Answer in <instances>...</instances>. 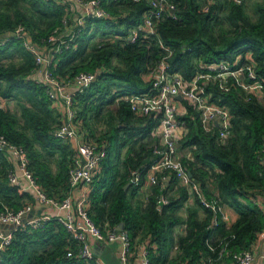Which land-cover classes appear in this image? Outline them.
Masks as SVG:
<instances>
[{
  "label": "trees",
  "instance_id": "16d2710c",
  "mask_svg": "<svg viewBox=\"0 0 264 264\" xmlns=\"http://www.w3.org/2000/svg\"><path fill=\"white\" fill-rule=\"evenodd\" d=\"M169 1L176 5V17H164L158 25L159 38L146 39L142 34L135 40L130 38L150 0H104V6L115 16L113 21L87 17L81 26L71 17L74 38L55 54L51 69L58 79L96 71V79L75 97L76 120L86 134L93 138L89 119L105 114L116 119L110 135L98 139L106 153L89 191L88 213L93 221L101 228L118 227L123 222L134 251L148 240L150 264H233L234 255L254 249L259 233L264 231V209L257 203L264 195V102L238 84L235 77L227 82L228 88L208 82L206 89L212 100L227 105L233 114L232 134L224 141L219 139L217 128L205 129L200 112L192 104L182 102L184 111L178 119L184 122L187 133L180 138L179 147L192 148V157L183 161L202 194L218 200L219 224L212 227L215 212L195 191L194 204L186 209V216L182 214L191 193L174 176L143 191L155 157L154 144L159 142L155 134L158 120L135 117L122 96L143 93L151 87L143 73L166 55L161 42L172 50L167 58L168 70L186 81L206 72L208 64L221 60L232 63L239 55L242 58L233 67L244 66L249 63L246 55L251 53L264 93V0L254 2L255 19L246 10L248 0L241 4L216 0L208 12L200 9L203 0ZM0 4V91L6 100L20 103L22 119L8 104L0 108V136L26 150L28 167L38 183L48 196L63 200L70 191L68 167L76 147L55 134L61 113L46 86L34 77L36 57L25 41L29 39L38 48L48 45L54 49L59 40L49 39L62 32L71 2L0 0ZM18 30L27 33V38L17 36ZM99 34L102 38L92 43ZM2 39L6 40L4 44ZM17 56L18 62L14 60ZM90 113L94 116L88 118ZM123 148L127 150L121 167ZM56 153L58 172L50 163ZM11 166L7 153L0 148V211L4 205L18 211L27 205L23 198H31L20 186L9 183ZM133 170L139 172V185L131 182ZM224 204L239 214L231 227L223 220ZM183 225L185 232L176 235V229ZM174 246L178 253L170 257ZM79 248L68 228L57 216H51L39 227L17 228L0 251V264H98L97 257L80 256Z\"/></svg>",
  "mask_w": 264,
  "mask_h": 264
},
{
  "label": "built area",
  "instance_id": "2783aa9c",
  "mask_svg": "<svg viewBox=\"0 0 264 264\" xmlns=\"http://www.w3.org/2000/svg\"><path fill=\"white\" fill-rule=\"evenodd\" d=\"M65 1H70V6H80L83 12L76 14V16L70 13L64 17V28L60 32L59 37L52 36L49 39V41L53 42L59 40L57 46L54 49H51L48 45L38 48L29 39H26L25 44L36 57L37 69L34 77L46 86L54 106L61 113V122L56 127L55 134L62 139L73 141L76 146V155L68 167L70 191L63 200L48 196L28 167L29 159L26 150L1 135L0 148L7 153L9 161L14 158L17 165L15 167L12 164L8 172V180L10 184L19 186L23 184L24 180L27 181L33 187L40 204L53 206L66 212L57 216V218L79 242L80 256L87 259L97 257L89 242L91 237L104 241L121 240L123 242V251L119 264H150L147 241L140 243L137 250L134 251L131 248L129 233L125 228H101L88 213L90 186L96 169L106 152L104 149L99 148L95 139L83 131V128L80 127V121L78 123V120H76L75 97L78 92L96 79L97 74L96 71H82L73 78L58 79L53 74L51 66L55 54L61 52L64 46L68 47L69 41L74 38V33H72L69 24L71 17H74L77 24L82 26L87 17L113 21L115 16L104 6V0ZM134 1L139 2L141 0ZM215 1L203 0L200 7L201 11L208 12ZM233 1L237 4L243 3V0ZM175 11L176 5L169 0H150V7L144 11L141 21L132 29L130 38L135 40L140 34L146 39L159 38L158 25L165 16L176 17ZM15 34L24 38H27L28 35L23 30H18ZM5 41V39H2L1 44H4ZM161 44L166 51V55L162 56L154 68L144 73L147 76L144 79L151 81V87L143 93L124 94L122 99L129 102L135 117H150V119L153 118L155 121L158 120L155 134L159 133L160 141L154 144L155 157L146 175L147 183L163 184V180L174 176L182 186L195 191L203 204L214 210L215 215L210 226L215 227L219 224L218 212L221 210L218 200H209L202 194L197 180L183 161L184 157H189L183 153L186 148L181 149L179 147L180 138L187 133L184 122L178 119L179 113L184 111L182 102L186 100L192 104L200 112L205 129L213 131L217 128L219 139L224 141L232 134L233 114L227 105L219 104L212 100L211 93L206 89L207 83L213 81L221 88H228L226 87L227 82H229L231 77H235L238 84L264 102L262 80L255 70L256 63L253 61L251 53H248L246 59L249 63L244 66L233 67L239 64L242 58L239 55L232 63L227 60H221L217 63L208 64L205 66L206 72H198L191 80L186 81L180 74L171 73L168 70L167 58L172 54V50L162 42ZM178 95H182V99H179ZM7 104V100L0 91V108H5ZM262 164L264 172V151ZM140 181L141 177L138 170H133L131 182L139 185ZM77 190H80V195L75 201L74 195ZM162 199L163 202H168L167 199L163 197ZM31 210V205H25L18 211H14L4 205V209L0 211V224L15 223L16 227L10 229L7 233L0 228V251L10 243L12 234L17 228L25 227L26 225L36 228L51 217L29 218L28 214ZM24 217L28 218L27 222L22 221ZM234 259L235 262L233 264H254L256 259L254 249L237 253L234 255ZM97 263L104 264L98 257ZM262 264H264V256Z\"/></svg>",
  "mask_w": 264,
  "mask_h": 264
},
{
  "label": "crops",
  "instance_id": "0c3cea01",
  "mask_svg": "<svg viewBox=\"0 0 264 264\" xmlns=\"http://www.w3.org/2000/svg\"><path fill=\"white\" fill-rule=\"evenodd\" d=\"M70 10H71V15H73V16H76V14H80L83 12V9L78 5L77 6H73V5L70 6ZM143 78H147V76L144 73H143ZM156 135L159 137V141H160L159 133H157ZM72 144L75 145V143L73 141H72ZM183 153L185 155L189 156V158H191L193 155L192 148H186ZM11 162L15 167H17L16 161L14 160V158L11 159ZM50 163L52 164V166L54 168V172H58V170H59L58 168L60 167V162L57 163V168L53 165L52 158L50 160ZM171 178H172V176H171ZM128 184H130V183H128ZM17 186H19V185H17ZM150 186H151V184L146 183V185L143 188V191H145L146 189L148 190L150 188ZM20 187L22 188V190L26 191L29 194V196L31 197V198H28V197L23 198V200H25V202H27L26 203L27 205L32 206V210L28 214L29 218H35V217H41V216H47V217L59 216V215H63L66 213L65 211H61L59 209H56L53 206L40 204L38 199H37V196L35 194L33 187L30 186V184L27 181L24 180L23 184L20 185ZM127 187H128V185H126V188ZM189 191H190L191 195L187 199L186 204L184 206L183 213H182L184 216L187 215L186 209L189 206H192L194 204L193 191L190 188H189ZM79 195H80V190L75 191V195H74L75 201H77V198L79 197ZM142 198H143V196H142ZM257 203L262 209H264V195L258 197ZM222 214H223V220H224L227 227H231L239 218L238 212L228 204H224L222 206ZM184 232H185L184 225L182 227H179L176 229V235L183 234ZM144 241H147L149 244L148 240H144ZM89 242L91 244L93 251L95 252V255L104 264H119L120 263L121 254L123 251V242L121 240L104 241V240H99V239L91 237ZM254 252H255V256H256L254 264H262V260H263V256H264V231L260 232L258 235L257 241L254 245ZM177 253H178V248L176 246L172 247L170 250V257H174Z\"/></svg>",
  "mask_w": 264,
  "mask_h": 264
},
{
  "label": "rangeland",
  "instance_id": "374dc122",
  "mask_svg": "<svg viewBox=\"0 0 264 264\" xmlns=\"http://www.w3.org/2000/svg\"><path fill=\"white\" fill-rule=\"evenodd\" d=\"M254 2L255 0H248L247 2V6H246V10L247 12L251 15V17L253 19L256 18V13H255V6H254ZM1 6V4H0ZM224 23L226 24V19L223 20ZM102 38V35L99 34L97 35L94 40L92 41V43H96L98 42L100 39ZM16 62H18V56L15 57L14 59ZM8 102V107L9 109L14 112V114H17L19 119H21L20 117V112H21V107H20V103L17 101V100H14V99H10L7 101ZM115 106H117V101L112 104V107L114 108ZM92 116H94V114L90 113L88 114V118H91ZM90 122H91V127H88L89 129L92 128L93 130H91V132L93 133V138L97 141L98 143V146L100 148V144H99V141L98 139H102L104 136L105 137H108L110 135V130H111V127L113 126V124L116 123V119L114 117H112L110 114H105L104 116L100 117V118H92V119H89ZM107 140L104 139V141ZM106 142V141H105ZM126 150L127 148H123L122 151H121V154H120V166L122 167V160L124 159L125 157V153H126ZM53 160V165L57 168V163L60 162V160L58 159V154L56 153L54 155V157L52 158ZM143 196V195H142ZM142 196L140 197L141 199H144V196L142 198ZM138 198L134 199V200H137Z\"/></svg>",
  "mask_w": 264,
  "mask_h": 264
},
{
  "label": "water",
  "instance_id": "95a60500",
  "mask_svg": "<svg viewBox=\"0 0 264 264\" xmlns=\"http://www.w3.org/2000/svg\"><path fill=\"white\" fill-rule=\"evenodd\" d=\"M8 35V34H7ZM28 36V35H27ZM179 99H182V95H178L177 96ZM129 185V184H127ZM23 222H27L28 221V218L27 217H24L22 219ZM16 227V224L15 223H10V224H0V228L3 229L4 231H6V233L12 229V228H15ZM119 229H124L125 228V225L124 223L122 222L119 226H118Z\"/></svg>",
  "mask_w": 264,
  "mask_h": 264
}]
</instances>
